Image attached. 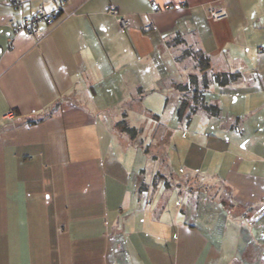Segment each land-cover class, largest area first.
Instances as JSON below:
<instances>
[{"label":"crops","instance_id":"crops-1","mask_svg":"<svg viewBox=\"0 0 264 264\" xmlns=\"http://www.w3.org/2000/svg\"><path fill=\"white\" fill-rule=\"evenodd\" d=\"M17 1L0 0V264H264V242L262 248L242 243L236 258L231 243L244 237L237 224L230 234H206L175 218H158L148 233L140 213L148 201L136 181L127 207L137 206L138 213L123 214L128 173L110 155L104 129L80 105L93 98L101 78L109 82L128 69L124 83L132 91L140 84L134 65L155 56L175 62L166 38L200 33L217 55L205 49L214 68L237 72L239 79L223 89L213 84L205 93L206 104L220 113L193 117L194 127L210 123L214 130L181 135L187 142L178 150L179 170H189L186 181L206 174L203 181L213 180L210 187L225 190L233 206L260 208L264 0ZM39 6L56 14L42 25L38 41L11 32L10 18ZM109 7L128 16L126 32L106 12ZM212 10L226 16L213 20ZM149 23L153 29L143 32ZM249 105L254 107L244 109ZM9 111L13 117L4 118ZM262 219L251 218L245 238L264 234Z\"/></svg>","mask_w":264,"mask_h":264},{"label":"rangeland","instance_id":"rangeland-1","mask_svg":"<svg viewBox=\"0 0 264 264\" xmlns=\"http://www.w3.org/2000/svg\"><path fill=\"white\" fill-rule=\"evenodd\" d=\"M192 33L194 43L192 50H201L208 54L205 50L207 49L213 57H217L214 55L213 46L206 44L200 33L194 31ZM208 56L211 58L209 54ZM179 66L176 62L171 63L156 56L153 59L151 57L149 61H139L132 69L137 70L139 75L133 79L140 84L133 86L132 91L128 90L124 83L128 69L109 82V78L107 80L101 78L100 83L94 87L96 93L93 94V98L85 99L80 105L91 113L104 129L101 130V135H107L111 139L110 155L115 157L128 173V194L123 214L138 213L137 206L131 204L127 207V204L134 193L135 181L138 185L144 183L147 189L141 194L144 201L148 202L145 209L142 205L140 213L147 220L143 225L148 233H154L158 218L162 220L175 218L180 223L198 227L206 234L209 232L219 234L223 231L230 234L231 230L236 229L234 225L237 224L244 237L243 240L238 239L239 241L235 240L231 244L236 247V258L240 259L242 243L247 246L246 242L249 241V246L263 247V233H260L258 239L252 240L245 236L246 227L254 216L260 215V219L263 218L260 223L261 228H264V203L260 208L252 210L233 206L229 198H225L223 192L225 190L211 188L213 180L209 178L203 181L202 176L206 174L191 181L185 180L187 173L190 172L187 169L184 172L179 170L182 162L178 150L187 142L181 139V135L186 134L189 137L195 130L212 131L214 126L210 127L212 124L203 123L194 127L193 120L199 115L196 113L195 116L194 114L191 116L194 118L190 126L191 118L188 121L180 118L177 110L179 104H175L177 94L174 86L176 82H183L186 73ZM176 74H179L178 79L174 78ZM242 106L234 105L237 109H241ZM253 107L254 105H249L244 109ZM124 126L135 128L134 136L130 137L123 131ZM239 212L247 218L234 221L235 214L238 215ZM211 239L216 241V237ZM222 241L219 239L216 245L222 244Z\"/></svg>","mask_w":264,"mask_h":264},{"label":"trees","instance_id":"trees-1","mask_svg":"<svg viewBox=\"0 0 264 264\" xmlns=\"http://www.w3.org/2000/svg\"><path fill=\"white\" fill-rule=\"evenodd\" d=\"M192 32L181 34L175 32L166 38V44L171 49L174 61L180 69L186 73L183 82L175 83L177 94L175 104H179L177 110L180 118L187 121L198 111L205 112L210 116H218L220 108L214 104H206L204 99L210 87L215 83L220 89L234 84L239 79L237 72H221L214 68L211 58L201 50H192ZM42 121H29V124ZM123 131L134 136L135 128L124 126ZM156 157V156H154ZM147 186L140 183L137 190L141 194Z\"/></svg>","mask_w":264,"mask_h":264},{"label":"built area","instance_id":"built-area-1","mask_svg":"<svg viewBox=\"0 0 264 264\" xmlns=\"http://www.w3.org/2000/svg\"><path fill=\"white\" fill-rule=\"evenodd\" d=\"M10 2H14L17 6L20 4L17 0H10ZM160 10L161 9L158 7L155 8V12H159ZM106 12L116 16V22L121 32H126L129 29V19L127 15L117 14V10L113 7H109ZM55 14L56 12L48 11L43 6H39L37 10L30 15L10 18L8 20V26L14 34H23L26 38L36 42L42 36V25L52 21ZM209 15L213 20H220L226 16V13L224 10H212ZM153 27L152 23H149L142 28V31L149 32ZM11 40L12 38L9 36L8 42H11ZM12 117L13 112L11 111L4 115V118L10 119Z\"/></svg>","mask_w":264,"mask_h":264}]
</instances>
